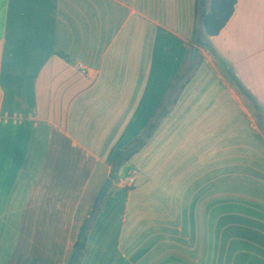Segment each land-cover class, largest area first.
Instances as JSON below:
<instances>
[{
	"label": "crops",
	"instance_id": "crops-1",
	"mask_svg": "<svg viewBox=\"0 0 264 264\" xmlns=\"http://www.w3.org/2000/svg\"><path fill=\"white\" fill-rule=\"evenodd\" d=\"M196 1L0 0V264H68L174 99L79 264H264V40L233 33L236 0L192 62Z\"/></svg>",
	"mask_w": 264,
	"mask_h": 264
},
{
	"label": "trees",
	"instance_id": "trees-1",
	"mask_svg": "<svg viewBox=\"0 0 264 264\" xmlns=\"http://www.w3.org/2000/svg\"><path fill=\"white\" fill-rule=\"evenodd\" d=\"M235 4L236 0H197L191 47H196L198 49H210L209 38L217 36L225 27L226 23L229 21L234 12ZM186 63H189V59L186 60ZM194 66V64L189 63V66L186 69H182L180 75L176 77V81L180 82L184 80L185 82L188 73L193 69ZM175 100L176 99H174L172 102L164 104V108H160V111L156 114L154 120L147 125L144 132L116 156L112 164L110 179L113 180L116 178L119 167L135 152H137L145 144L147 139L150 138L152 131L156 127L159 117L165 114L167 108L171 103H174ZM93 216L94 213L84 218L77 231L71 250V255L75 251L78 252L76 264H79L80 258L83 254L85 241L92 224Z\"/></svg>",
	"mask_w": 264,
	"mask_h": 264
},
{
	"label": "rangeland",
	"instance_id": "rangeland-1",
	"mask_svg": "<svg viewBox=\"0 0 264 264\" xmlns=\"http://www.w3.org/2000/svg\"><path fill=\"white\" fill-rule=\"evenodd\" d=\"M240 6L235 18L236 30L233 33L247 38H262L264 40V0H239ZM214 59L220 66L225 69L229 60L221 59L218 55H214ZM229 59L234 63L236 69L240 70L243 62V56L240 52L234 51ZM227 63V64H226ZM264 99V97H263ZM262 109H264V101ZM260 105V104H259ZM259 109V108H255ZM258 111V110H257ZM92 200L87 201L86 217L90 210ZM89 216V215H88ZM69 258V257H68Z\"/></svg>",
	"mask_w": 264,
	"mask_h": 264
},
{
	"label": "water",
	"instance_id": "water-1",
	"mask_svg": "<svg viewBox=\"0 0 264 264\" xmlns=\"http://www.w3.org/2000/svg\"><path fill=\"white\" fill-rule=\"evenodd\" d=\"M195 55H196V48L193 47L192 50H191V55H190V59L192 62L195 61ZM112 181L110 179H107L104 184L101 186V188L99 189V191L97 192L91 206H90V210L88 212V215H92L96 208L98 207V205L100 204V202L102 201L103 197L105 196L108 188L110 187ZM77 259H78V252L75 251L73 252L71 258H70V261H69V264H76L77 262Z\"/></svg>",
	"mask_w": 264,
	"mask_h": 264
},
{
	"label": "built area",
	"instance_id": "built-area-1",
	"mask_svg": "<svg viewBox=\"0 0 264 264\" xmlns=\"http://www.w3.org/2000/svg\"><path fill=\"white\" fill-rule=\"evenodd\" d=\"M76 68L78 69V71H80L82 74L84 75H88V70L82 65V64H77ZM133 178L128 179V186L131 187L133 185Z\"/></svg>",
	"mask_w": 264,
	"mask_h": 264
}]
</instances>
